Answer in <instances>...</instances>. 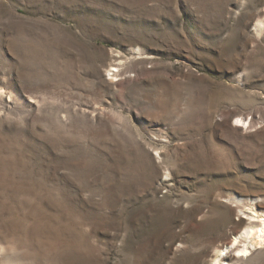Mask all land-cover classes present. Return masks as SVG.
<instances>
[{"label":"rangeland","instance_id":"rangeland-1","mask_svg":"<svg viewBox=\"0 0 264 264\" xmlns=\"http://www.w3.org/2000/svg\"><path fill=\"white\" fill-rule=\"evenodd\" d=\"M250 219L264 0H0V264H211Z\"/></svg>","mask_w":264,"mask_h":264},{"label":"bare ground","instance_id":"bare-ground-1","mask_svg":"<svg viewBox=\"0 0 264 264\" xmlns=\"http://www.w3.org/2000/svg\"><path fill=\"white\" fill-rule=\"evenodd\" d=\"M238 121L244 125L246 123L243 119H238ZM253 218H257V216H253ZM246 223L247 228L244 232L240 235L234 234L232 242L226 248L219 250L215 256L216 261L211 264H233V260L245 258L250 253L253 255L252 249L257 250L264 245V219H260L257 224L251 219Z\"/></svg>","mask_w":264,"mask_h":264}]
</instances>
